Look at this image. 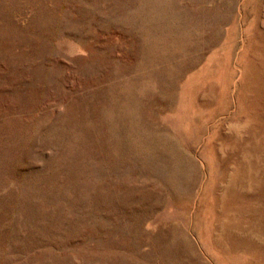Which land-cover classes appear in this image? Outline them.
<instances>
[{"label": "rangeland", "instance_id": "374dc122", "mask_svg": "<svg viewBox=\"0 0 264 264\" xmlns=\"http://www.w3.org/2000/svg\"><path fill=\"white\" fill-rule=\"evenodd\" d=\"M0 264H264V0H0Z\"/></svg>", "mask_w": 264, "mask_h": 264}, {"label": "clouds", "instance_id": "9594fccd", "mask_svg": "<svg viewBox=\"0 0 264 264\" xmlns=\"http://www.w3.org/2000/svg\"><path fill=\"white\" fill-rule=\"evenodd\" d=\"M254 121L248 117L244 119H236L229 121L225 126V133L229 136H234L237 139H244L249 131V129L253 126ZM227 145L221 148V151L226 155Z\"/></svg>", "mask_w": 264, "mask_h": 264}]
</instances>
